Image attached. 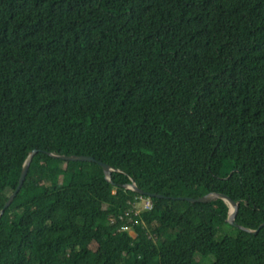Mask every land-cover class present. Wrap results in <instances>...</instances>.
<instances>
[{
    "label": "trees",
    "instance_id": "1",
    "mask_svg": "<svg viewBox=\"0 0 264 264\" xmlns=\"http://www.w3.org/2000/svg\"><path fill=\"white\" fill-rule=\"evenodd\" d=\"M31 150L0 264H264V0H0V208Z\"/></svg>",
    "mask_w": 264,
    "mask_h": 264
},
{
    "label": "water",
    "instance_id": "2",
    "mask_svg": "<svg viewBox=\"0 0 264 264\" xmlns=\"http://www.w3.org/2000/svg\"><path fill=\"white\" fill-rule=\"evenodd\" d=\"M35 153V150H31L27 157L25 158L23 164H22V167H21V170H20V173H19V177H18V180H17V184L14 188V190L7 196V198L4 200L3 204H2V207L0 208V215L2 214L3 210L8 206V204L10 203V201L12 200V198L14 197L15 193L18 191V189L20 188V185L24 179V176L26 174V170H27V167H28V163L30 161V158L32 157V155ZM50 156L52 157H55V158H59V159H62V160H70V161H92V162H95L96 160L93 159V157L91 156H87V155H54V154H51V153H48ZM103 173H104V177L109 180V172L111 170V168L105 164V163H102V162H97ZM126 188H129L131 189L132 191L142 195L143 193L135 186V184L133 182H130L129 184H127L125 186ZM145 196H155V197H160L161 195L160 194H146ZM176 198H180V199H183L187 202H204V201H207L209 199H212V198H220L222 200H224L227 205H228V215L225 219V221L228 223V224H231V225H234L235 227H237L238 229H241L243 231H246V232H251V233H254L256 231L255 230H251V229H248V228H245V227H242V226H238L234 223V217H235V214H236V211H237V207H238V202L237 201H233L231 200L229 197L223 195V194H220V193H209V194H205L203 196H200V197H197V198H191V197H176ZM262 225H264V222L260 223L258 225L257 228L261 227Z\"/></svg>",
    "mask_w": 264,
    "mask_h": 264
},
{
    "label": "built area",
    "instance_id": "3",
    "mask_svg": "<svg viewBox=\"0 0 264 264\" xmlns=\"http://www.w3.org/2000/svg\"><path fill=\"white\" fill-rule=\"evenodd\" d=\"M137 205H138V208H140V209H148V208H150V201L146 197L139 196ZM109 220L111 221L112 219H109ZM123 229L127 230L130 233V230H129V228L127 226L123 225Z\"/></svg>",
    "mask_w": 264,
    "mask_h": 264
},
{
    "label": "rangeland",
    "instance_id": "4",
    "mask_svg": "<svg viewBox=\"0 0 264 264\" xmlns=\"http://www.w3.org/2000/svg\"><path fill=\"white\" fill-rule=\"evenodd\" d=\"M229 230H230V229H229ZM229 230H228V232H229ZM130 234H131V235H133V233H132V232H130Z\"/></svg>",
    "mask_w": 264,
    "mask_h": 264
}]
</instances>
